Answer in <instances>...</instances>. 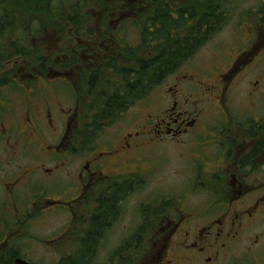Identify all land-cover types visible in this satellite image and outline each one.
<instances>
[{
    "label": "flooded vegetation",
    "instance_id": "flooded-vegetation-1",
    "mask_svg": "<svg viewBox=\"0 0 264 264\" xmlns=\"http://www.w3.org/2000/svg\"><path fill=\"white\" fill-rule=\"evenodd\" d=\"M124 1L131 0H116ZM106 11L116 17V8L107 7ZM53 23L57 24L44 20V27L36 35L47 59L44 77L38 79L47 80L46 93L31 98V90L28 112H11L0 122V146L4 150L0 155V264L30 262V247H39L40 260H101L98 247L111 234L112 217L123 213L120 204L130 194L126 187L117 186L127 185L131 179L147 180L154 167L149 168L146 162H155L156 148L164 150L168 143L186 146L194 141L198 149H219L215 159L219 171L208 169L206 160H198L193 167L198 175L196 182L192 188L188 184L189 197L197 192L209 195L206 204L196 201L186 208L188 200L179 199L155 211L146 219L139 242L130 245L135 249L128 252L127 241H121L113 256L103 255L105 261L264 264V116L238 124L239 130L246 131L243 138L247 137L241 144L224 129L229 126V117L232 122L237 118L233 95L238 83L229 81V74L258 48L245 55L236 53L229 74L221 73L212 85H205L194 75L176 74L165 80L155 89L161 90L160 100L152 102L155 109L143 105L145 101L140 103L145 110L138 115L146 116L134 131L119 134L117 125L120 123L122 129L124 124L116 120L114 125H102L100 132H92L89 136L93 141L86 142L84 133L97 129L91 114L81 108L78 99L74 109H61L56 87L68 82L69 76L72 83H82L94 71L108 69L112 59L124 60L127 46L122 44L126 41L122 21L117 19L110 30L86 23L78 27V22L61 30L52 27ZM256 24L258 27L248 23L247 42L254 45L262 37L260 59L264 56V25L259 21ZM27 31L34 32L30 26ZM78 34L84 39L75 37ZM65 42L69 45L63 48ZM68 67L75 71L67 73ZM242 92L250 108L241 112H264L260 110L264 106L263 88ZM208 105L218 112L220 123L215 126L204 124ZM14 117L20 118L17 124ZM253 180L262 183L260 191L249 188ZM63 183L67 187L62 188ZM62 210L65 216L60 218ZM107 211L112 213L106 219L103 213ZM34 224L42 229L32 232Z\"/></svg>",
    "mask_w": 264,
    "mask_h": 264
},
{
    "label": "trees",
    "instance_id": "trees-1",
    "mask_svg": "<svg viewBox=\"0 0 264 264\" xmlns=\"http://www.w3.org/2000/svg\"><path fill=\"white\" fill-rule=\"evenodd\" d=\"M103 4L100 10L106 14L107 3L103 0H60L54 7L53 0H0V101L3 89L14 86L13 73L18 77L26 74L38 77L46 72L47 59L40 46L34 43L41 29L26 32L27 17L34 15L50 22L56 21V28L78 22V27L88 21L87 9ZM229 0H131L125 3L126 12L140 29V46L128 48L121 64L111 61L109 71H114L115 80H105L103 71H94L86 86H81L78 103L91 114L96 130L84 133L86 142L93 141L92 132H100L102 125L119 119L123 113L137 103L146 100L155 87L177 73L191 60L215 33L226 26L229 17L225 2ZM223 3V7H221ZM84 6V7H83ZM32 10H31V9ZM176 11V13L174 12ZM92 12V13H94ZM84 13V14H83ZM264 17V10L261 11ZM259 21L256 16L248 23ZM264 18L261 19V24ZM61 29V30H63ZM113 60V59H112ZM118 67V68H116ZM35 79V78H34ZM36 83L28 81L29 85ZM94 97H96L94 99ZM87 103V105L85 104ZM3 108H0V112ZM112 212H104L107 219ZM141 230L136 237L139 238ZM132 242H128L130 246ZM133 246L127 248L128 252ZM82 261V260H81ZM67 259L64 264H83L84 261ZM89 261V260H88ZM86 261L84 264H90ZM93 261V260H90Z\"/></svg>",
    "mask_w": 264,
    "mask_h": 264
},
{
    "label": "rangeland",
    "instance_id": "rangeland-1",
    "mask_svg": "<svg viewBox=\"0 0 264 264\" xmlns=\"http://www.w3.org/2000/svg\"><path fill=\"white\" fill-rule=\"evenodd\" d=\"M55 3L59 4V1H55ZM97 5L99 6V1ZM262 5L264 6V0H229L228 2H225V6L228 10L227 14H229L226 26L219 32L217 36H213L211 39H209V42L206 44V46L201 49L194 58H192L187 64H185L179 73L182 77L194 75L196 78H199L198 81L204 82L205 85H212L213 83H216L217 78L221 73L224 74L225 72H227L226 74H229L228 72L230 69L228 68L232 63L234 55L237 52H240V54L242 55L246 51H252L256 47L258 48V51H256L255 54L249 56L247 58L248 61L242 64L235 73L229 74V81L234 82V85L238 83L237 91L233 95V97L237 99L234 104V112L237 115V118H235V121L232 122V117H229L228 120H231L228 122L229 126L225 125L224 129H226V132L229 133L230 137H235L239 144H241L243 140H246L247 137L243 138L246 131L239 130L237 127L239 126L238 124H247L248 120L249 122L250 120H253V118H255V120H260L264 116V112H241V110L250 108L249 102L245 99L246 95L242 91L250 93L255 89L260 90L264 88V57L260 59L259 62H257L259 54L262 51L263 45L260 46L262 37L257 38L254 45H249L248 43H246L248 37L246 36V34L247 30L249 32V29L245 30L244 27L245 23H248L250 19L254 18L255 14L260 13V10L264 9ZM221 7H223V3H221ZM94 11L95 9H87L84 12L90 14L87 16L89 18L94 16L95 13H92ZM119 11L120 10H118V12ZM117 19L118 16L111 18L110 21H116ZM125 19L126 17H124L122 21ZM37 20L40 21L42 19L32 15V17H30L29 19V22L33 23V21ZM124 24V26H122V29H125L124 37L127 45L129 46V48H138L141 43L140 29L132 24V22L131 24L129 22H125ZM114 25L115 23L111 25V27L115 28ZM91 26H93V28L95 29L103 28V20L100 23L98 22L97 25L94 22ZM75 37L84 39V37L80 36V34H78L77 36L75 35ZM65 44L66 45H64L63 48L69 45V43L67 42H65ZM55 47L56 46H54V48ZM245 54L246 53H244L243 55ZM63 55L64 53H59L58 56ZM250 58H253V60L249 61ZM69 71L70 69L66 70L67 73H69ZM103 77L105 80L116 79L115 73H110L108 69H105L103 71ZM69 78L71 80V76H69ZM229 81L227 82L231 83ZM18 83L17 85H12L13 88L9 87L3 89L0 108H3L5 112H28V90L25 87L19 86ZM37 85H42L41 80L37 81ZM55 86L56 85L54 84L53 87ZM74 86L77 87L78 84L74 83ZM45 87L46 86H41L37 88V90L33 91L34 94L31 96V98H33V96L40 98L42 94L46 93ZM240 90L242 97L237 94L240 93ZM56 92L57 94L61 95V98L59 99L60 107L62 106L61 109L69 111V109L75 108L74 96L72 94V91L66 85H62V87L59 88L57 85ZM160 97L161 90H154L151 97L145 100L143 105H147L151 108V110H153L155 109V105L152 102L156 103L158 100H160ZM95 98L96 97H94V99ZM37 104L38 107H41L39 101H37ZM252 104L253 103L251 102L250 105L252 106ZM262 109H264V106L260 107L261 111ZM144 110V106H141L140 103H137L133 108L127 111L131 113L121 116L119 120H121V123L124 124V126H122L121 129V124L118 123L117 129L121 131L119 132V134H130L129 132L134 131L135 127L145 119L146 114H143L141 116L138 115L139 112H142ZM217 113L218 112H216L215 106L208 105L206 110V121L204 122V124L207 126L219 124L220 121L218 120ZM19 120L20 118L14 117L13 122L17 124ZM207 121H209L208 124ZM111 124L114 125L115 122H110L109 125ZM112 130L113 128H111V131ZM195 142L196 141L191 142L186 146L179 147L172 146L171 143H168L165 144L167 148L164 150H159V148H156L154 150V153L157 154L154 159L155 162L151 160H148L146 162V165L148 164L149 168L152 166L154 167L151 172L146 175L147 180H144L143 177L141 178V180H143L144 182H141L137 179H131L130 181H128L127 185L120 184L121 186H117L122 188L126 187L130 195L124 203L120 204V207H123V211H121L123 213L120 215H114L112 217V221L110 222V230L113 227H116L117 229L110 235H106L103 243L98 247V252L102 255L101 260H89L88 263L109 264L108 261H105V257L103 255L113 256L114 253L118 250L121 241L128 240V242L138 243L139 240L133 237H136V235L138 234L137 229H140V226L144 224L147 212L149 215L151 213L150 211H152L156 207H152L149 205L153 204L157 200L159 203L158 207L160 208L163 206L168 207L169 203L177 201V199H180L178 197H180L181 195H184L181 198L182 200H184L185 198L184 201L188 200V203H190L187 204L186 208H188L189 206L193 207L196 201H202L206 204L209 195L205 194V192H197L194 193V197H189L191 189L188 190V184H190L192 188V185L196 182L195 179L198 177V175L196 171H194L193 167L195 166L196 162H198V160H206L208 163V169H211L214 172L219 171L218 161L215 160L219 154V149H217V147L215 146L207 148L206 150H202V148L198 149V143ZM3 153L4 150L0 146V155H3ZM159 155L161 156V158ZM205 156L208 159H206ZM144 166L145 165H143V167ZM199 166L202 165L199 164ZM250 182L251 180L247 181V183ZM63 184L64 185H62V188L67 187L65 183ZM141 184H143L142 188H139ZM261 185L262 183L253 180L252 185L248 186L250 189L256 192L260 191ZM181 207H184L183 203ZM64 216L65 212L62 210L60 218H63ZM120 221H122V223L120 225H117ZM40 229L42 228L39 224H34L31 228V231L35 232L39 231ZM33 249V247L27 249V251L31 253L29 257L32 258V260H30L32 264H64V261L61 260H40V254L37 253L39 247L35 248L37 250ZM134 249L135 245L133 246L131 251H133ZM25 251L26 250H23L22 253H24ZM84 263H86V260H84ZM112 263L115 264L118 263V261L114 260L112 261Z\"/></svg>",
    "mask_w": 264,
    "mask_h": 264
},
{
    "label": "water",
    "instance_id": "water-1",
    "mask_svg": "<svg viewBox=\"0 0 264 264\" xmlns=\"http://www.w3.org/2000/svg\"><path fill=\"white\" fill-rule=\"evenodd\" d=\"M21 262H22V261H21ZM22 264H28V263L22 262Z\"/></svg>",
    "mask_w": 264,
    "mask_h": 264
}]
</instances>
